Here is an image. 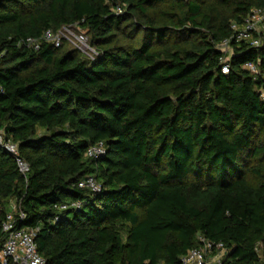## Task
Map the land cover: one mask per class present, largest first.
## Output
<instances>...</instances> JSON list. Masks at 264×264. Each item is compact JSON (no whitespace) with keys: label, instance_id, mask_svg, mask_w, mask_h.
Masks as SVG:
<instances>
[{"label":"trees","instance_id":"obj_1","mask_svg":"<svg viewBox=\"0 0 264 264\" xmlns=\"http://www.w3.org/2000/svg\"><path fill=\"white\" fill-rule=\"evenodd\" d=\"M263 7L0 0V129L29 165L25 180L0 147V249L15 200L47 264H180L199 235L222 264H264V43L233 46L227 74L217 49ZM72 25L92 60L22 43ZM97 143L104 155L85 157ZM86 177L99 191L78 187Z\"/></svg>","mask_w":264,"mask_h":264},{"label":"built area","instance_id":"obj_2","mask_svg":"<svg viewBox=\"0 0 264 264\" xmlns=\"http://www.w3.org/2000/svg\"><path fill=\"white\" fill-rule=\"evenodd\" d=\"M113 12L122 13L121 7H115ZM231 36L217 45L222 53L221 73H228V63L233 54V46L245 45L251 48H258L264 43V7L255 8L245 16L240 23H231ZM27 48L38 50L42 43L52 44L55 48L67 44L73 50L79 52L83 57L92 60L96 51L88 43L86 34L77 25L62 27L59 30L46 31L37 39L28 38L22 42ZM250 74L256 75L257 68L252 63L243 65ZM0 147L13 157L18 172L26 180L29 173L28 163L22 159L18 145L5 137L0 129ZM104 146L97 143L90 146L84 153L85 157L104 155ZM79 188H87L92 192L99 191L100 186L92 177H86L78 183ZM78 203L62 204L58 210L76 208ZM24 214L20 209V202L13 200L9 206L1 225L5 239L0 249V264H47L37 252L35 237L37 229L17 226L18 220H23ZM197 247L189 249L179 258L180 264H222L226 249L221 243H212L202 236L197 237Z\"/></svg>","mask_w":264,"mask_h":264},{"label":"rangeland","instance_id":"obj_3","mask_svg":"<svg viewBox=\"0 0 264 264\" xmlns=\"http://www.w3.org/2000/svg\"><path fill=\"white\" fill-rule=\"evenodd\" d=\"M83 32H85V31H83ZM38 133H39V134H42V131H40V130H39V132H38Z\"/></svg>","mask_w":264,"mask_h":264},{"label":"crops","instance_id":"obj_4","mask_svg":"<svg viewBox=\"0 0 264 264\" xmlns=\"http://www.w3.org/2000/svg\"><path fill=\"white\" fill-rule=\"evenodd\" d=\"M12 201H13V200H11V201L9 202L8 206H10V204H11Z\"/></svg>","mask_w":264,"mask_h":264}]
</instances>
